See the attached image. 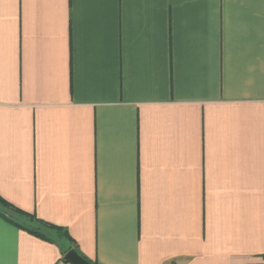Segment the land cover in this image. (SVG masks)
Masks as SVG:
<instances>
[{
	"label": "crops",
	"instance_id": "0c3cea01",
	"mask_svg": "<svg viewBox=\"0 0 264 264\" xmlns=\"http://www.w3.org/2000/svg\"><path fill=\"white\" fill-rule=\"evenodd\" d=\"M0 197L93 264H264V0H0ZM21 217L0 264H71Z\"/></svg>",
	"mask_w": 264,
	"mask_h": 264
},
{
	"label": "trees",
	"instance_id": "16d2710c",
	"mask_svg": "<svg viewBox=\"0 0 264 264\" xmlns=\"http://www.w3.org/2000/svg\"><path fill=\"white\" fill-rule=\"evenodd\" d=\"M0 207H1L0 212H6L7 211V212H12V213L18 214V215L20 214L22 217H24V219H28L29 220V226L27 229H28V231L34 233L35 235H38L40 237H43V238L50 240L51 238L48 237L49 234L51 233L50 230H55L58 240L69 241L71 245H69L67 247H63V249H62V260L63 261L68 262V260L65 258V254L70 249H76V251L82 256V254L79 252L77 247H75L73 245L74 242H73L72 238L70 237L67 229H65L61 226L51 224V223L46 222L44 220H41L34 214L24 212V211L16 208L15 206L9 204L8 202H6L1 197H0Z\"/></svg>",
	"mask_w": 264,
	"mask_h": 264
},
{
	"label": "water",
	"instance_id": "95a60500",
	"mask_svg": "<svg viewBox=\"0 0 264 264\" xmlns=\"http://www.w3.org/2000/svg\"><path fill=\"white\" fill-rule=\"evenodd\" d=\"M65 258L71 264H93L92 262L88 261L83 256H81L75 249H70L66 253Z\"/></svg>",
	"mask_w": 264,
	"mask_h": 264
}]
</instances>
